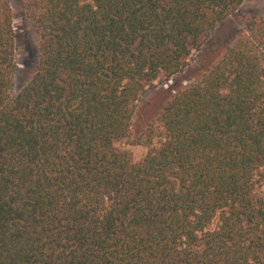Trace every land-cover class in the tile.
<instances>
[{
	"label": "trees",
	"instance_id": "16d2710c",
	"mask_svg": "<svg viewBox=\"0 0 264 264\" xmlns=\"http://www.w3.org/2000/svg\"><path fill=\"white\" fill-rule=\"evenodd\" d=\"M244 0H0V264H264V23L174 91L139 162L114 143ZM135 143H144L136 140Z\"/></svg>",
	"mask_w": 264,
	"mask_h": 264
},
{
	"label": "rangeland",
	"instance_id": "374dc122",
	"mask_svg": "<svg viewBox=\"0 0 264 264\" xmlns=\"http://www.w3.org/2000/svg\"><path fill=\"white\" fill-rule=\"evenodd\" d=\"M15 39V72L12 93H16L33 76L39 59L38 37L24 15L22 0H9ZM253 16L264 23V0H244L239 9L220 23L201 49L193 53L184 70L170 80L148 90L135 104L130 134L114 143L118 151H127L131 161H141L149 151L157 149L163 141V130L157 117L177 89L201 77L223 55L225 48L233 43L244 29L243 18ZM144 143H135L136 140Z\"/></svg>",
	"mask_w": 264,
	"mask_h": 264
}]
</instances>
